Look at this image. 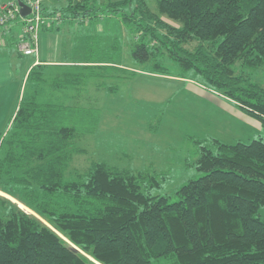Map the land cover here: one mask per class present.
<instances>
[{"label": "trees", "instance_id": "1", "mask_svg": "<svg viewBox=\"0 0 264 264\" xmlns=\"http://www.w3.org/2000/svg\"><path fill=\"white\" fill-rule=\"evenodd\" d=\"M155 2L152 12L144 0H105L102 8L65 0L59 7L45 3L43 14L119 19L134 40L131 57L146 73L188 79L223 96L257 120L261 133L233 145L190 136L200 153L194 167L203 176L182 186L170 203L144 190L157 185L153 172L92 163L71 174L77 143L95 122L62 103L39 102L49 67H33L0 134V192L15 201L0 196V264H264V219L258 217L264 207V87H242L233 68L264 63V0ZM2 39L11 48L14 30ZM117 65L92 67L127 71ZM65 80L53 85L55 91L86 84Z\"/></svg>", "mask_w": 264, "mask_h": 264}, {"label": "rangeland", "instance_id": "2", "mask_svg": "<svg viewBox=\"0 0 264 264\" xmlns=\"http://www.w3.org/2000/svg\"><path fill=\"white\" fill-rule=\"evenodd\" d=\"M144 1L148 8L155 12V0ZM87 3L102 8L105 0H87ZM48 4L54 7L64 6L65 0H53ZM78 17L84 21L72 25L69 24V20L65 23V19L59 14L45 17L53 20L47 23L50 24L49 27H44L46 31L51 27L55 31L51 29L53 32L49 31L51 33L45 34L47 40L42 47L43 53L51 61L70 64H63L65 68L48 69L46 73L48 86L39 92L37 99L39 102L53 105L62 103L61 105L73 108L74 111L84 112L88 120L95 122V127L77 143L79 150L73 155L71 174L74 171L85 172L92 163H103L133 172H153L158 174L155 180L157 185L152 188L146 187L144 190L152 196L167 197L170 203L175 202L176 193L182 186L203 176L194 167L200 153L190 136L196 135L185 131L180 123L166 118L167 110L172 105V97L180 87V80L185 79L146 73L145 71H148L146 66L137 65L131 57L134 40L128 26L115 25L110 20L98 21L81 14ZM164 21L175 26L166 19ZM13 30L20 33L19 26H14ZM2 37L6 38L7 35ZM2 37H0V48L10 54L11 49L7 40H3ZM15 46L16 42H13V49ZM187 48H194V44L188 45ZM8 59L10 64L18 66L17 70H13L17 79L22 75L20 73L22 68L34 60L33 57L23 56L13 61L9 57ZM96 61H114L124 65L127 71L119 69L111 71L85 64ZM233 68L237 76L243 77L242 87H247L248 84L264 87V63L255 69H246L240 63H236ZM132 69H136L133 75L130 73ZM169 71L175 72L176 68L171 67ZM67 75L70 79H80L86 84L81 87L77 85L60 89L61 93H58L53 85L62 83ZM69 78L67 77L66 80ZM18 82L19 80L14 82V85L8 89L10 92L8 99L13 98L12 102L17 100ZM33 84L27 85L25 91L27 95L32 92ZM98 85L104 87L99 88ZM107 87L115 89L109 91ZM20 95L22 97L21 92ZM9 104L6 108L3 106L6 113L13 107ZM4 117L6 114L0 119L2 135L6 131ZM260 133L261 125L258 134L252 138ZM0 196L15 202L2 192ZM20 205L18 204L19 207ZM21 209L31 213L25 207ZM258 217L264 219V207L259 208ZM155 264H165V262L162 260Z\"/></svg>", "mask_w": 264, "mask_h": 264}, {"label": "crops", "instance_id": "3", "mask_svg": "<svg viewBox=\"0 0 264 264\" xmlns=\"http://www.w3.org/2000/svg\"><path fill=\"white\" fill-rule=\"evenodd\" d=\"M95 19L98 21L110 20L115 25H124L119 19L114 17L104 16ZM67 21L72 25L78 21L81 23L84 19L68 18L64 20L65 23H67ZM52 30L55 31L54 29ZM51 32H49V30L46 31V29L40 30L37 56H31L34 58L33 62L22 68L20 72L22 75L19 79H17L18 77L13 71L14 69L17 70L18 66L16 64H10L8 59L9 57L13 61V59L18 57V53L15 51V48H10V54L5 52L3 48H0V119L3 114H6V117H4L6 129L8 120L12 119L17 110V106L19 104L18 100L21 99L20 92H23L25 80L30 70L40 64H44L49 68H65L63 64H70L68 62L51 61L43 53L42 47L47 40L45 34ZM17 39L18 31L15 32L14 41L17 42ZM107 62L111 61L86 62L85 64H101L104 66ZM122 66L124 65L120 64L116 67L126 69L125 66L124 68ZM132 71L135 72L136 69H132ZM18 80L19 86H17V100L12 102L13 98L10 97L8 99L10 94L8 89ZM172 100V105L167 110L166 118L172 122L180 123L182 125L181 127H184L183 129L185 131L195 134L196 136L212 137L223 144L233 145L236 142L245 143L251 141L253 139L252 137L260 131L259 122L245 115L234 102L215 92L205 89L191 80H180V87L172 97ZM8 103H10L9 106L11 105L13 107L6 113L3 106L6 108Z\"/></svg>", "mask_w": 264, "mask_h": 264}, {"label": "built area", "instance_id": "4", "mask_svg": "<svg viewBox=\"0 0 264 264\" xmlns=\"http://www.w3.org/2000/svg\"><path fill=\"white\" fill-rule=\"evenodd\" d=\"M52 0H6L0 3V37L8 35L14 26L20 27L15 50L23 57L37 56L39 32L49 27L53 20L43 16V5ZM19 3L29 8L25 17L20 16ZM2 35V36H1Z\"/></svg>", "mask_w": 264, "mask_h": 264}, {"label": "water", "instance_id": "5", "mask_svg": "<svg viewBox=\"0 0 264 264\" xmlns=\"http://www.w3.org/2000/svg\"><path fill=\"white\" fill-rule=\"evenodd\" d=\"M20 7V16L25 17L29 14L30 10L26 6H24L22 3H19Z\"/></svg>", "mask_w": 264, "mask_h": 264}, {"label": "bare ground", "instance_id": "6", "mask_svg": "<svg viewBox=\"0 0 264 264\" xmlns=\"http://www.w3.org/2000/svg\"><path fill=\"white\" fill-rule=\"evenodd\" d=\"M21 208H24L22 205H20Z\"/></svg>", "mask_w": 264, "mask_h": 264}]
</instances>
